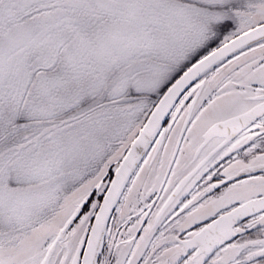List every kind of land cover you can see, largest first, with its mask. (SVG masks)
<instances>
[{"label": "snow or ice", "instance_id": "1", "mask_svg": "<svg viewBox=\"0 0 264 264\" xmlns=\"http://www.w3.org/2000/svg\"><path fill=\"white\" fill-rule=\"evenodd\" d=\"M0 264H264V0H0Z\"/></svg>", "mask_w": 264, "mask_h": 264}]
</instances>
